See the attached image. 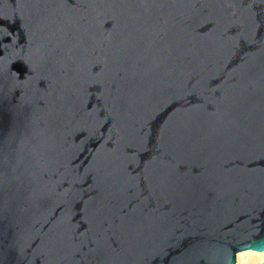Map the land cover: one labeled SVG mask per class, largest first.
I'll list each match as a JSON object with an SVG mask.
<instances>
[{
  "label": "water",
  "instance_id": "obj_1",
  "mask_svg": "<svg viewBox=\"0 0 264 264\" xmlns=\"http://www.w3.org/2000/svg\"><path fill=\"white\" fill-rule=\"evenodd\" d=\"M261 249L264 0H0V264Z\"/></svg>",
  "mask_w": 264,
  "mask_h": 264
},
{
  "label": "bare ground",
  "instance_id": "obj_2",
  "mask_svg": "<svg viewBox=\"0 0 264 264\" xmlns=\"http://www.w3.org/2000/svg\"><path fill=\"white\" fill-rule=\"evenodd\" d=\"M242 253H256L257 255L245 256L242 261L241 260ZM260 253H264V251L258 252V251H253V250H247V251L240 252L237 256V263L238 264H260L264 262V257L258 255Z\"/></svg>",
  "mask_w": 264,
  "mask_h": 264
},
{
  "label": "clouds",
  "instance_id": "obj_3",
  "mask_svg": "<svg viewBox=\"0 0 264 264\" xmlns=\"http://www.w3.org/2000/svg\"><path fill=\"white\" fill-rule=\"evenodd\" d=\"M251 255H257V254H256V253H242V254H241V260L243 261V258H244L245 256H251ZM258 255L264 257V253H260V254H258Z\"/></svg>",
  "mask_w": 264,
  "mask_h": 264
},
{
  "label": "snow or ice",
  "instance_id": "obj_4",
  "mask_svg": "<svg viewBox=\"0 0 264 264\" xmlns=\"http://www.w3.org/2000/svg\"><path fill=\"white\" fill-rule=\"evenodd\" d=\"M261 250H264V249H261ZM233 264H235V260H233Z\"/></svg>",
  "mask_w": 264,
  "mask_h": 264
},
{
  "label": "rangeland",
  "instance_id": "obj_5",
  "mask_svg": "<svg viewBox=\"0 0 264 264\" xmlns=\"http://www.w3.org/2000/svg\"><path fill=\"white\" fill-rule=\"evenodd\" d=\"M238 264V263H237Z\"/></svg>",
  "mask_w": 264,
  "mask_h": 264
}]
</instances>
